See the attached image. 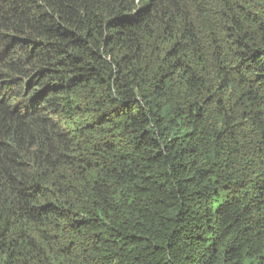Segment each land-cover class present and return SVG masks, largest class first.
<instances>
[{"label": "trees", "instance_id": "1", "mask_svg": "<svg viewBox=\"0 0 264 264\" xmlns=\"http://www.w3.org/2000/svg\"><path fill=\"white\" fill-rule=\"evenodd\" d=\"M0 264H264V0H0Z\"/></svg>", "mask_w": 264, "mask_h": 264}]
</instances>
